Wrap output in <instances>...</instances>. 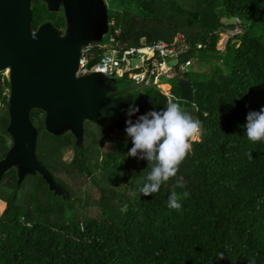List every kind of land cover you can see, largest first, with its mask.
<instances>
[{"label": "trees", "instance_id": "16d2710c", "mask_svg": "<svg viewBox=\"0 0 264 264\" xmlns=\"http://www.w3.org/2000/svg\"><path fill=\"white\" fill-rule=\"evenodd\" d=\"M109 7L107 37L120 51L170 43L179 32L185 35L167 80L172 98L140 87L144 92H132L137 102L119 115L101 112L96 122L84 123L81 149L69 132H46L45 114L31 112L38 132L35 157L57 183L61 180L70 199L53 196L39 175H28L17 186L16 170L5 173L0 181V264H264V142L251 144L243 127L249 111L264 108V0H113ZM30 10L31 31L45 23L63 29L62 14H50L39 2H32ZM235 19L242 32L229 37L220 52V34L225 27L235 28L229 22ZM105 50L102 45L92 47L85 54L89 64L100 60ZM193 59L220 60L226 72L213 67L205 79H193L184 70ZM4 88L8 90L6 80L0 84V102L7 109ZM176 99L202 124L200 139L177 173L185 188H174L173 178L159 192L143 196L140 189L149 169L147 161L126 156L132 147L125 132L127 111L132 105L139 108L131 117L135 121ZM6 118L0 121V161L9 151ZM107 121L125 136L113 137ZM68 147L75 154L64 162ZM59 172L98 191L93 201L96 217H64L77 205L75 189ZM173 190L190 193L180 200L179 210L167 207ZM76 200L81 204L77 209L87 207L88 202ZM39 212L47 219L32 220Z\"/></svg>", "mask_w": 264, "mask_h": 264}, {"label": "water", "instance_id": "95a60500", "mask_svg": "<svg viewBox=\"0 0 264 264\" xmlns=\"http://www.w3.org/2000/svg\"><path fill=\"white\" fill-rule=\"evenodd\" d=\"M32 2L53 15L63 10V36L50 23L31 31ZM107 31L103 0H0V72L7 70L6 133L12 143L0 161V181L14 169L17 186L26 176L39 175L53 196L69 201V192L35 157L38 132L30 114L43 112L46 132H69L81 149L85 122H96L101 112L119 115L137 102L128 93L138 85L119 91L115 79L100 72L75 76L80 52L101 43Z\"/></svg>", "mask_w": 264, "mask_h": 264}, {"label": "clouds", "instance_id": "9594fccd", "mask_svg": "<svg viewBox=\"0 0 264 264\" xmlns=\"http://www.w3.org/2000/svg\"><path fill=\"white\" fill-rule=\"evenodd\" d=\"M138 112L139 108L135 105L129 107L125 132L132 143L126 156L147 161L146 169H149L140 193L152 196L173 178H176L174 188H185L183 177H177V173L191 153L193 143L202 135L201 122L183 110L178 99L169 100L163 109L149 111L133 121L131 117ZM243 127L246 130L244 135L251 144L264 142V108L249 111ZM189 196L187 191L178 194L173 190L167 207L179 210L182 206L180 200ZM220 259H223V253Z\"/></svg>", "mask_w": 264, "mask_h": 264}, {"label": "built area", "instance_id": "2783aa9c", "mask_svg": "<svg viewBox=\"0 0 264 264\" xmlns=\"http://www.w3.org/2000/svg\"><path fill=\"white\" fill-rule=\"evenodd\" d=\"M238 21V20H237ZM239 23V22H238ZM107 26L110 24L107 21ZM239 25L236 26V28ZM117 32H114L116 35ZM112 41V40H110ZM186 43V37L183 33H177L173 40L169 43L166 41L153 42L147 46L131 47L124 51L116 48L117 43L112 45L109 43L102 45L106 48L100 60L94 64H89V60L85 54L92 48L97 47L87 46L80 52L78 59V68L75 76H82L91 72H100L107 79H116V77L127 76L135 85L139 87H150L161 92L164 96L172 98L170 93L164 94L159 90V86H167L169 76L174 73L173 64L176 57V48ZM138 58L140 64L134 67L130 66V60ZM6 80H7V76ZM170 91V90H169Z\"/></svg>", "mask_w": 264, "mask_h": 264}, {"label": "rangeland", "instance_id": "374dc122", "mask_svg": "<svg viewBox=\"0 0 264 264\" xmlns=\"http://www.w3.org/2000/svg\"><path fill=\"white\" fill-rule=\"evenodd\" d=\"M112 1L113 0H103V3L106 7V10L108 8H110L109 6H110V3ZM177 1H179V0H177ZM181 4L185 7H188V5L185 4V2L183 3L181 1ZM223 22L228 23L227 20H224V19H223ZM229 22L235 24L236 26L239 25V23L236 19L233 21H229ZM241 32H242V29L240 26L237 28L235 27L233 29H229V28L225 27V29L222 30V33L220 34V39L217 43L216 49L220 52L224 51L227 39L229 37H231L235 34L241 33ZM101 43L102 44L110 43L108 41L107 33L102 38ZM139 64H140V60L138 58H132L130 60V66L131 67H134V66L139 65ZM213 67H218L219 69L222 70L223 73L226 72V70L223 66V63L220 60L219 61L212 60L210 62L199 63L197 61V59H193L190 62H188L186 65H184V70L189 72L192 75L193 79L202 80V79H205V77H207V74H209V69H211ZM5 76H7V71L0 72V84L2 83V80H6ZM115 84H117L118 88H120V89H128L129 87H131V86L133 87L135 85L131 80L127 79V76L116 77ZM158 89L161 90L164 94H168V92H169V87H166L165 89H163V86H159ZM142 92H144V89H142L140 87L139 88L137 87L134 90V93H142ZM3 98H4L5 102L7 103L8 90L5 88L3 89ZM5 110L6 109H5L3 102H0V121H1V119H3V121L7 119L6 117H7L8 113ZM105 126H106L107 131H109L113 137H124L125 136V133L116 129L111 121H107L105 123ZM0 130H1V128H0ZM4 140H5L6 148L10 150L11 146H12L10 138L7 136H4ZM36 145H37V147H36V155H37L38 144H36ZM5 151L6 150H4V152ZM74 154H75L74 148L68 147V148L63 150V155L61 157V160L64 162H69L72 160ZM95 174H98V173H95ZM57 175L60 178H64L66 181L70 182L71 185L73 186V188L75 189L74 202H75V205H77V208H79L78 205H81V204L77 203L78 201L76 199H79L82 202H83V200L88 202L87 207L83 204L82 205L83 207H80V209L75 208L73 213L65 211L63 213L64 217L68 218L71 214H73L75 216L76 215L77 216H79V215L83 216L84 215V216L96 217L98 214V209H97L98 207L95 204H93V201L98 199V196H99L98 191H96V189L92 185L86 184L87 182H83V180H78L76 183H74L70 179H67V177L63 176L62 172L57 173ZM98 177L101 178V175L98 174ZM60 181L61 180H58V183ZM27 182H29L28 178L24 181V183L21 187L22 190H24L23 189L25 187L24 184H26ZM61 184H63V183L60 182V185ZM0 188H1V186H0ZM29 188H30V185L27 186V189H29ZM20 192H19V197H21ZM22 192L24 193V191H22ZM1 208H2V201L0 200V209ZM31 216H32V218H31L32 220H35L36 218H38L40 220L41 219H47V217H45L46 216L45 213H43V212L35 213ZM52 218H53V216L50 217V219H52Z\"/></svg>", "mask_w": 264, "mask_h": 264}, {"label": "flooded vegetation", "instance_id": "af4514ba", "mask_svg": "<svg viewBox=\"0 0 264 264\" xmlns=\"http://www.w3.org/2000/svg\"><path fill=\"white\" fill-rule=\"evenodd\" d=\"M59 14H62V16H63L64 27H63V29H56V30L60 33L61 36H63L64 33H65V31H66L67 26H66V22H65V19H64V14H63V10H62V9H60L59 12H58L57 14H55V15H59ZM129 88H132V86L129 87ZM122 90H125V89H120V88H119V91H122ZM133 91H134V90H133ZM133 91H132V92H133ZM132 92H129L128 94H129V95H133ZM121 94L126 95L125 93H121ZM4 106H5V105H4ZM5 109H6V108H5ZM5 111H7V109H6Z\"/></svg>", "mask_w": 264, "mask_h": 264}, {"label": "bare ground", "instance_id": "6f19581e", "mask_svg": "<svg viewBox=\"0 0 264 264\" xmlns=\"http://www.w3.org/2000/svg\"><path fill=\"white\" fill-rule=\"evenodd\" d=\"M7 71V70H6ZM167 86H164L163 89H165Z\"/></svg>", "mask_w": 264, "mask_h": 264}]
</instances>
